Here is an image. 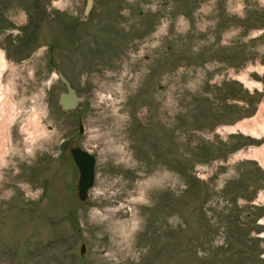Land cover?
Here are the masks:
<instances>
[{
    "label": "rangeland",
    "instance_id": "1",
    "mask_svg": "<svg viewBox=\"0 0 264 264\" xmlns=\"http://www.w3.org/2000/svg\"><path fill=\"white\" fill-rule=\"evenodd\" d=\"M7 1L0 40L7 17L28 18ZM33 5L41 46L22 62L5 47L1 76L16 118L0 160V264H264V167L233 159L264 136L223 129L264 118V0H93L88 20L86 0ZM58 23L79 30L71 50L57 45ZM54 66L77 92L76 111L60 110ZM33 118L43 130L29 143L22 127ZM68 138L97 156L85 203L57 148ZM40 153L41 180L28 186L22 168Z\"/></svg>",
    "mask_w": 264,
    "mask_h": 264
},
{
    "label": "flooded vegetation",
    "instance_id": "2",
    "mask_svg": "<svg viewBox=\"0 0 264 264\" xmlns=\"http://www.w3.org/2000/svg\"><path fill=\"white\" fill-rule=\"evenodd\" d=\"M13 3H14L13 0H8L6 4L7 5L10 4V5L6 8V10L9 11L10 13H13V10L18 11L17 9H20L23 14H25V15L28 14L27 22L23 23L21 26H19V25L14 23V20L12 17H7V22H6L7 33L4 36V38L2 40H0V43L4 46L3 51L5 52V54H6L5 47H10L11 50H15V52L17 53V59L15 61L22 62L24 59H28V58L32 59L34 57V55H35L34 51L39 49L41 46V43H40L41 42V30H44L45 28L41 27V11H40L41 7L39 5L35 6V7H34V5L29 6V0H24L25 5H22L20 7L15 6ZM31 9L33 10L32 13H31ZM189 10L190 9L186 8L187 13H190ZM37 11H40V13L38 14V22L35 25L34 23H31V21L36 16V15H34V13H36ZM90 12L88 13V15L86 17L87 20L90 17ZM29 14H33L31 21L29 19ZM139 14H141V12ZM82 20H83V14H82ZM87 20H84L83 24L86 23ZM30 24L33 26H29ZM63 27H64V25H62L60 23L56 24V29L61 34V39H60L61 42H57V45L59 48L71 50L72 46L75 47L76 45L69 46L68 43H71L73 40L74 41L80 40L79 30H77L78 28L76 26H74V28L73 27H70V28L64 27L63 28ZM98 30L101 32H104L103 30L100 29V27L98 28ZM104 34H106V33L104 32ZM103 43H104V41H103ZM36 45H38V46L35 47ZM39 52H40V54H38V55H41V49L39 50ZM6 56H7V54H6ZM55 69H58L66 78V75L61 71V69H59L57 66H54L53 70H55ZM59 82L65 88V85L61 81H59ZM68 82H69V80H68ZM70 85H71V83H70ZM72 88H73V86H72ZM58 104H59V102H58ZM78 105H79V102H78ZM59 106H60V104H59ZM77 108H78V106H77ZM77 108L73 111H76ZM60 110H61V106H60ZM73 111H71V112H73ZM80 128L82 129L81 132H80ZM77 133L79 136L83 135V133H84V127L81 123H79V125H78ZM10 139H11V136H10ZM63 143H65V145H64V148L61 149V145ZM57 148H58L59 152L68 154L69 159H68L67 165H68L69 169L71 170V174H73V170H74V172H76V174H78V180L76 181V187H77L76 198L78 199V185H79L80 174H79V169L75 164V160H74L72 151L78 149L82 152L87 153V155H89L91 158L94 159L95 164H94L93 187H94V183H95V173H96V167H97V162H98L97 156L95 154H93V152L85 150L82 147L78 146L76 143L73 142V140L71 138L62 140L58 144ZM39 155H40V158L39 157H36L35 159L32 158V162H30L28 164L27 172H25L24 169L22 168V176L21 177L23 180H25V179L28 180L27 181L28 186H30L31 182L35 181L37 178H39L41 180V153ZM88 198H89V196H88Z\"/></svg>",
    "mask_w": 264,
    "mask_h": 264
},
{
    "label": "bare ground",
    "instance_id": "3",
    "mask_svg": "<svg viewBox=\"0 0 264 264\" xmlns=\"http://www.w3.org/2000/svg\"><path fill=\"white\" fill-rule=\"evenodd\" d=\"M9 66V60L5 54V52L0 51V160L4 161V157L8 155L10 148L8 147V142L10 141V126L14 124L16 115L14 114L13 105L11 104V100L8 96L9 91L5 88L1 83L2 72H4ZM260 72L264 73V67L259 68ZM55 77L58 81H60L55 73ZM64 76V75H63ZM245 87H257L258 83L250 80L246 74H241L237 78ZM72 87V86H71ZM66 91V89H65ZM65 91L63 93H65ZM60 94L61 95L63 94ZM76 93V91H75ZM77 94V93H76ZM78 96V95H77ZM59 97V101H60ZM79 99V97H78ZM58 101V102H59ZM62 110V107H61ZM63 111V110H62ZM65 113L69 111H63ZM264 116V104L262 105V110ZM259 112V113H260ZM257 116L261 117V114ZM255 119V118H254ZM254 119L242 120L235 125L225 126L223 129L228 133H237L240 132L244 135L251 136L255 139H260L264 136V118H261L259 121H254ZM22 130L28 135L27 142L31 143L37 136L41 135V131L43 130L39 125L38 119H31L26 125L22 127ZM220 132V131H219ZM34 138V139H33ZM238 156L251 158L256 160L261 166L264 167V144L260 148L251 149L248 154H245L241 151L233 155V159H236ZM258 201L264 203V193H261L258 197ZM132 222L135 221L133 218ZM261 224H264V217L260 220ZM129 224V221L123 220L116 225V228L119 230L125 229ZM264 237V233L260 235Z\"/></svg>",
    "mask_w": 264,
    "mask_h": 264
},
{
    "label": "water",
    "instance_id": "4",
    "mask_svg": "<svg viewBox=\"0 0 264 264\" xmlns=\"http://www.w3.org/2000/svg\"><path fill=\"white\" fill-rule=\"evenodd\" d=\"M93 6V0H86V5L83 11V18H86ZM55 73L58 79L65 85L66 91L60 97L59 104L62 107L63 111H73L78 106V96L75 93V90L71 87L68 80L63 76V74L55 69ZM82 129L80 128V132ZM65 143L61 145V149L64 148ZM75 164L79 169V185H78V198L81 202L87 200L88 191L93 186L94 180V159L91 158L87 153L82 152L78 149L72 151ZM80 253H84V247L80 249Z\"/></svg>",
    "mask_w": 264,
    "mask_h": 264
}]
</instances>
